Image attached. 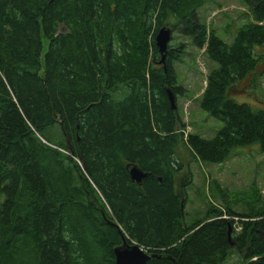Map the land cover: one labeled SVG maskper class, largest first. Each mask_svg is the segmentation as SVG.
I'll list each match as a JSON object with an SVG mask.
<instances>
[{
    "label": "trees",
    "instance_id": "1",
    "mask_svg": "<svg viewBox=\"0 0 264 264\" xmlns=\"http://www.w3.org/2000/svg\"><path fill=\"white\" fill-rule=\"evenodd\" d=\"M241 1L252 21L227 44L199 20L206 0H0V264L23 253L115 264L122 236L146 248V264H226L234 252L264 264V208L226 210L241 222L209 220L214 210L187 227L174 185L179 142L211 164L254 143L264 153V110L231 99L264 75V0ZM162 27L216 64L199 102L222 123L212 139L185 136L170 105L168 91L184 92L174 67L185 48L168 46L160 63ZM53 125L62 139L45 134ZM132 167L146 175L139 184Z\"/></svg>",
    "mask_w": 264,
    "mask_h": 264
},
{
    "label": "rangeland",
    "instance_id": "2",
    "mask_svg": "<svg viewBox=\"0 0 264 264\" xmlns=\"http://www.w3.org/2000/svg\"><path fill=\"white\" fill-rule=\"evenodd\" d=\"M200 22L206 25L208 31H214L225 43L230 44L239 28L252 21V15L241 0H206L205 5L197 9ZM183 43L185 51L180 61L175 63L177 85L184 89L182 95L174 98V109L186 125L184 134L199 135L204 139H212L222 126V123L212 119L200 110L199 102L205 86L206 76L216 64L210 62L204 49L192 46L188 39L172 31V39L168 46L175 48ZM257 51V50H255ZM264 57V47L260 52ZM264 69L259 65L256 74L259 76ZM248 86L246 79L240 87ZM257 88V87H256ZM231 99L237 103L250 105L254 110H264V75L258 81V88L248 89L244 93L234 92ZM46 135L54 141L62 139L57 126L49 127ZM176 151V160L181 170L174 174V185L184 200V226L190 227L194 222L203 220L211 211L221 212L222 215L214 219H232L247 221L249 219L228 216L226 210L238 214H250L252 209L264 208V153L257 143L239 147L233 150L232 155L223 163L211 164L198 160L184 142H179ZM54 150L59 147L49 144ZM69 150H67L68 152ZM69 156H72L68 152ZM81 166V164H79ZM235 230L240 231L239 223ZM183 239V238H182ZM177 240L172 246L178 245ZM137 246L136 243H131ZM138 247V246H137ZM139 248V247H138ZM142 249V247H141ZM146 249L143 247L142 251ZM147 255V254H146ZM149 256V255H148ZM16 264H36L30 253H23L15 258ZM226 264H241L240 256L234 254Z\"/></svg>",
    "mask_w": 264,
    "mask_h": 264
},
{
    "label": "water",
    "instance_id": "3",
    "mask_svg": "<svg viewBox=\"0 0 264 264\" xmlns=\"http://www.w3.org/2000/svg\"><path fill=\"white\" fill-rule=\"evenodd\" d=\"M171 39L170 28H160L154 37V43L160 55V63H164L165 57L168 53V43ZM159 40V41H158ZM161 41V42H160ZM168 100L172 109H174V96L168 91ZM130 179L132 182L140 183L146 175L139 169L132 167L129 170ZM120 233H122L120 231ZM122 235V234H121ZM115 264H146L151 258L143 253L137 246H128L125 238L122 236V245L113 250Z\"/></svg>",
    "mask_w": 264,
    "mask_h": 264
},
{
    "label": "crops",
    "instance_id": "4",
    "mask_svg": "<svg viewBox=\"0 0 264 264\" xmlns=\"http://www.w3.org/2000/svg\"><path fill=\"white\" fill-rule=\"evenodd\" d=\"M204 89V88H203ZM203 91V90H202ZM67 151V150H66ZM69 152V151H68ZM61 153H64V152H61ZM69 156V155H68ZM136 183V182H134ZM138 184V183H137ZM177 195L179 196L180 200H184V198H182V195L177 191ZM122 239V238H121ZM122 245V244H121Z\"/></svg>",
    "mask_w": 264,
    "mask_h": 264
},
{
    "label": "bare ground",
    "instance_id": "5",
    "mask_svg": "<svg viewBox=\"0 0 264 264\" xmlns=\"http://www.w3.org/2000/svg\"><path fill=\"white\" fill-rule=\"evenodd\" d=\"M163 28H166V27H163ZM171 39H172V31H171ZM171 39H170V41H171ZM158 41H159V40H158ZM170 41H169V42H170ZM160 42H161V41H160ZM168 44H169V43H168ZM159 56H160V55H159ZM166 58H167V55H166V57H165V60H166ZM165 60H164V61H165Z\"/></svg>",
    "mask_w": 264,
    "mask_h": 264
},
{
    "label": "built area",
    "instance_id": "6",
    "mask_svg": "<svg viewBox=\"0 0 264 264\" xmlns=\"http://www.w3.org/2000/svg\"><path fill=\"white\" fill-rule=\"evenodd\" d=\"M59 151H60V152H64V154H67L66 151H63V150H61V149H59ZM234 219L236 220V218H234Z\"/></svg>",
    "mask_w": 264,
    "mask_h": 264
}]
</instances>
